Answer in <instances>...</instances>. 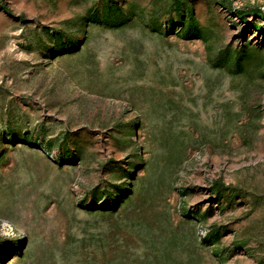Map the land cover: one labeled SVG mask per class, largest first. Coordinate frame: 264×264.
<instances>
[{"label":"rangeland","instance_id":"obj_1","mask_svg":"<svg viewBox=\"0 0 264 264\" xmlns=\"http://www.w3.org/2000/svg\"><path fill=\"white\" fill-rule=\"evenodd\" d=\"M0 264H264V0H0Z\"/></svg>","mask_w":264,"mask_h":264}]
</instances>
